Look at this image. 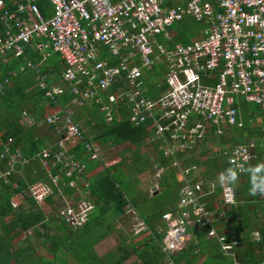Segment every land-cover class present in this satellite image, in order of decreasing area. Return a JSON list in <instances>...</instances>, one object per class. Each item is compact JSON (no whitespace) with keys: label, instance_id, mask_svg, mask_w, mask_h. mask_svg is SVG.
Segmentation results:
<instances>
[{"label":"built area","instance_id":"obj_1","mask_svg":"<svg viewBox=\"0 0 264 264\" xmlns=\"http://www.w3.org/2000/svg\"><path fill=\"white\" fill-rule=\"evenodd\" d=\"M35 1L0 0V63L8 57L24 59L23 70L33 72L43 97L57 105L44 121L61 125L62 133L55 150L48 146L36 156L42 170L49 175L50 168L59 166L69 187L84 174L85 164L68 148L85 137L74 120L73 105H94L106 124L126 111L131 125H147L180 184L175 205L159 220L161 251L175 255L203 231L225 255L233 256L239 242L218 230L231 222L227 211L237 204L234 187L225 183L218 188L216 182L197 178L200 166L181 161L201 148L212 127L216 133L223 125L240 128L242 103L259 109L264 135V0H47V18ZM185 18L203 26L200 37L167 45L175 35L173 25ZM28 48L41 59H27ZM53 54L61 62L56 83L43 67ZM150 79L155 97L147 86ZM9 84L0 70V95ZM65 94L71 100L61 106L58 100ZM11 142L8 138L0 154L5 162L0 180L5 182L32 160L19 148L11 149ZM262 147L263 141L250 139L217 150L234 172L244 174ZM85 148L91 159H102L98 145L86 142ZM165 169L160 167L157 177ZM49 178L58 185V176ZM218 189V200L212 202L210 196ZM26 194L41 204L51 188L37 181L27 186ZM93 211L87 198L63 200L56 218L75 230ZM136 227L138 232L147 229L142 220Z\"/></svg>","mask_w":264,"mask_h":264},{"label":"trees","instance_id":"obj_2","mask_svg":"<svg viewBox=\"0 0 264 264\" xmlns=\"http://www.w3.org/2000/svg\"><path fill=\"white\" fill-rule=\"evenodd\" d=\"M35 3L44 17L47 18L51 15L47 0H36ZM189 20L191 19L185 18L173 25L172 30L175 32V35L167 45L173 46L176 43L186 44L190 41V36L178 26ZM192 22L193 24L196 23ZM2 28V24H0V32ZM159 41L163 42L162 39H159ZM32 60H34V56ZM52 66L54 70L60 67L58 59L53 61ZM11 69L16 68L11 64V66L5 67L2 71L7 73ZM56 79L58 80L55 77L53 81H57ZM152 81V79L148 80L147 86L155 97L157 92L153 91L155 86ZM27 87L29 88L28 91ZM70 100L71 96L65 94L59 98L58 103L64 106ZM44 101L46 99L43 97L42 92L33 87L32 81L28 82L27 85L12 81V86H4L3 93L0 95V154L4 150V144L10 138L12 140L10 144L11 149L19 148L26 157L32 158V164H35L33 165L37 179L46 182L48 181L47 173L42 170L40 162L36 157L43 147L46 146H44L43 140L35 139L32 135V128L24 130L19 122L22 109L26 104L33 107L35 115L32 114L31 116L37 120L40 119L38 107ZM49 107L56 108L57 105L49 103ZM253 107L255 108L253 111H248V107L240 109L242 126L240 128L230 127V129L235 130L234 132L237 131L233 134L231 140L225 141L222 135L219 136L222 147H229V142L232 144V147L237 144H243V139L246 137L249 140L253 139L256 141H261L264 138L261 131V123L260 125H254L257 119H260V112L257 107ZM91 111L98 118L96 122L99 124L101 122L100 132L96 135V139L101 143L108 141L116 144L128 143L129 147H131L129 150L132 153L131 157L122 158L118 164L104 168L89 179L88 189L91 202L94 204V211L88 222L75 230L69 228L65 223L53 225L52 223L45 222L46 215L43 210L26 194L27 186L30 183L26 184L24 178L19 174H14L6 182L0 180V264H126L133 256L136 259L135 264H197L198 257L192 252V245L190 244L179 253L170 257H167L161 251L162 234L158 233L160 225L158 220H160L162 213L175 205L180 184L173 169L169 167L168 160L161 153L158 152L155 160L150 162L149 158L141 152V148L145 142L150 140L151 132L147 129V125H131L127 120L126 111L121 113L120 119L110 124H105L95 106H93ZM73 117L75 121L81 120L79 114ZM86 124L87 122H84V125ZM51 126L55 128V126ZM215 131L216 128L212 127L208 133L209 135L204 138L201 146L202 149L200 148V151L196 154L191 151L190 155L181 162L183 164L191 163L204 167L206 170L204 175L207 179L219 176L220 179L227 180V184L234 187L236 197L238 195H245V188L243 185H237L235 180L245 176L246 172L244 174L234 172L225 159L220 156L218 150L209 156L205 153L206 151H203L205 142L208 140L207 137L216 134ZM85 141L89 142L86 136L83 140L77 141L73 146L69 147V152L74 154L75 159L85 161V174H87L100 164L98 161H87V157L90 155L85 152ZM152 144L157 149V144ZM53 146L55 150V144ZM0 166L4 167L5 162L0 160ZM150 166H155L157 169L160 167L166 168L163 175L160 176L158 184L162 189L165 200H163V204L157 209L152 206L148 207L146 214L143 215L138 210L135 200L131 196H128V192H132L135 183L129 182V179L122 177V174L124 171L141 174ZM49 175L58 176V186H65L64 182L66 179L59 166L50 168ZM65 188L69 189L67 186ZM255 191L256 189H251V192ZM15 197L22 198L23 202L13 208L11 203ZM151 200L144 202L151 203ZM129 206H133L139 214V218L144 221L147 227L144 230L145 235L141 239L136 240L138 236L128 238L119 232L118 235L121 239L115 251L104 256V258H100L96 254L94 247L113 230L114 226L108 220L120 218ZM247 206L245 204L240 209L231 208L228 210L227 215L233 219L228 225L226 224L228 228L230 227L229 233L224 234L221 230H219V233L224 235L227 240H231L230 234H234L239 242V245L234 247L233 250V259L235 261L240 264H264V255L256 254L258 247L264 248V239L261 236L256 242L251 240L249 235L251 229L248 222L250 210ZM238 217L241 219L239 222H237ZM242 229L243 232L241 233ZM29 232H31L34 238L43 239L40 246L47 250L51 257L45 258L37 254L34 245L26 237ZM215 243L209 249L208 255H206L201 264H232L230 257L233 256L223 254L218 242ZM203 246V242L199 243L200 253H205Z\"/></svg>","mask_w":264,"mask_h":264},{"label":"crops","instance_id":"obj_3","mask_svg":"<svg viewBox=\"0 0 264 264\" xmlns=\"http://www.w3.org/2000/svg\"><path fill=\"white\" fill-rule=\"evenodd\" d=\"M50 12H51V8H50ZM200 28H201L200 33H198V35L195 38L200 37L201 31L203 29V26L200 25ZM195 38H192V39H195ZM33 56H34V60H32ZM26 57H27V59L31 60L32 62H37V61H39L41 59V56L34 50V48H28L27 49ZM56 59H58V61L60 62L59 57L57 55L53 54L43 64L44 72L47 73V75L49 76V81L51 83L52 82L56 83L58 81L57 79H56L57 81H53V79L55 77H57V75H56L57 71L59 69H61V62H60V67L58 69H56V70L53 69V66H52L53 65V61L56 60ZM11 64L14 65L16 69H11L7 73H4L2 70L5 67L7 68V67L11 66ZM24 66H25V61H24V59H20V58L8 57V60H7L6 63H0V70L2 71V73H3V75L5 77L9 78L10 84L8 86H12V81L13 82H17V83L21 82L23 85H25V84L27 85L28 82L32 81L33 82V87L37 88L35 75L30 70H23ZM12 78H14V80H12ZM28 90H29V88L27 89V91ZM44 102L47 104L48 108L50 109L48 111L47 115H46V116H48L54 111L55 108L49 107V103L47 101H44ZM42 103H40V106H42ZM66 104H68V103H66ZM93 106L94 105H92V104H87V105H85L83 107H77V108H81V110L84 112L83 119L81 118V120H78L79 123L78 122L77 123L79 125H82V127H83L82 129H83L84 135L87 137L89 142H91L93 144H96V145H99V147H101V150L104 151L105 154H106V153H109V150H107L106 147H108V145H110V144L116 145V143H113L111 141H108V142H105V143L104 142L101 143V142H99L96 139L97 138L96 135L100 132L101 122H100V124L98 122H96L98 118L96 116H94L92 111H91ZM39 107H38V109H41ZM74 107H76V106L73 105L72 106V110H73ZM246 107H248V106L243 104V103H242V106L239 107V117H240V114H241V110L240 109L241 108L246 109ZM248 111H250V110L248 109ZM39 112H40V119H38V120L35 117L33 118L32 116L25 118L24 115L26 113V108H23L22 109V113H21V117L19 119V122L23 126L24 130H26L28 128H32L31 129L32 135L35 137L36 140L37 139L43 140L44 146H46V147L52 146L60 139L61 133H62V129H61L62 127H61V125H59V126H57V127L55 126V128H53L51 125L47 124L44 121L46 116L44 118H42L43 117L42 116L43 112L41 110H39ZM100 115L103 118V115L101 113H100ZM257 120H259V122L261 123L260 119H257ZM84 122H87V124L84 125ZM226 126L228 127V125H223L220 128L222 129V128L226 127ZM215 133H216V131H215ZM207 135H209V134H207ZM207 138H209V136ZM223 139L225 141L231 140V138H229V140H228L227 135H224ZM248 140H249V138L246 137L245 139H243V142L245 143ZM150 141L152 143H154L151 140V135H150ZM261 141L264 142V138H262ZM85 143H86V141H85ZM206 143L207 142H205V145H206ZM123 144H126V143H121V144H117V145L121 146ZM71 146H73V144H70L68 146V148L71 147ZM46 147H43V149L46 148ZM157 150H158V148H157ZM199 150L200 149H198L196 152H194V154H196ZM85 152H86V154L88 153L86 148H85ZM158 152L161 153L159 150H158ZM103 155L104 154H102V156ZM114 157H116V156H114ZM117 157H118L117 160L110 159V161L105 162V157H102V159H100V160H94V159H91L90 156H88L87 157V161H96V162L98 161L100 165L95 167V169L93 171H91L90 173H87V174H85L86 173V163H85V161L79 160V161H81L82 163L85 164L84 174H83L81 179L75 181L74 186H72V187L67 186L69 189H66L65 186L64 187H59L58 185L55 186L51 182L48 174H47L48 181H46V182L44 180L37 179L36 173H35V168H34L35 164L34 163H33L34 165L32 164V160H31V162L29 164L25 165L22 168V170L19 173V175L24 178L26 184H29V183L31 184V183L39 181V182H44V183H46V184H48L50 186L51 194L48 196V198L45 200L44 203L37 204L40 208H41V206H43V204H47V202H51L52 203L54 200L58 201V207H59L63 200H67L69 202H76L79 199L87 198V199H89L91 201L90 195H89V189H88L89 179L91 177L95 176L96 174H98L99 172H101L104 168H108V167H111V166H113L115 164H118L121 161L122 158H127V156H124L123 154H119V155H117ZM37 159L39 160V158H37ZM262 161H264V147L259 148V149L257 148V150L255 151V158L252 159L251 162L249 163V165L247 167L246 175L242 176V177H239V178H237L235 180L237 185H243V187L245 188L244 189L245 195H238L237 196V199H236L237 200V204L235 205L234 209H240L245 204L248 205L247 208L250 210L249 211V221L248 222L250 224V229H251V232H249V235H250L251 240L254 241V242L258 241L261 238V236H263V239H264V167L261 166V162ZM189 164H191V163H185L183 165H189ZM159 169L160 168L157 169V172H159L158 171ZM173 172L177 176V173L175 172V170ZM205 172H206V170L203 172L201 169H199L198 172L196 173V177L200 178V179H202V180H204L206 182L207 181L216 182V178H218L219 176H216V178H213V179H211V178L207 179L205 177V175H203ZM133 173L136 174L135 172H132V171H124V173L122 174V177L128 178V179H130L132 181L131 177H132ZM163 173L164 172H162V173L160 172L159 173V178H160V174H163ZM223 184H225V183H223ZM219 187L220 186H218V188ZM251 189H256V191L255 192H251ZM258 190H259V192H258ZM132 192L134 194L133 196H137L138 195L137 194L138 192H137L135 187L132 189ZM218 194H219V189L212 196H210L212 202H216L218 200V197H219ZM133 196H131V198ZM14 199H19V198L15 197ZM133 199H135V197H133ZM129 207L130 208H134L133 206H129ZM129 207H127V209H129ZM127 209H126V212L124 213V215L121 216L120 218H118L116 220H111V219L108 220L114 226L113 230L109 233V235L112 232H116L117 234L119 232L120 233H124L123 232L124 228L122 226L123 225L122 223H123L124 218L126 216ZM130 211H132V210H130ZM138 220H141V219L139 218ZM240 220H241L240 217H238L237 218V222H239ZM118 221H120V223H121L119 226H117V224H116V222H118ZM232 221H233V219L231 218V222ZM45 222L52 223L53 225L54 224L61 225L62 223H64V222L60 221L59 219H57L56 215L54 217L46 215ZM227 225L226 224H221L219 226L220 227L219 230H221V232L224 233V234L229 233L228 231H229L230 227L228 228ZM260 229H261V231H260ZM140 231L142 232L144 230H140ZM140 231L137 232V233H140ZM239 232H240V230H239ZM242 232H243V229L241 230V233ZM28 234H31V232H29ZM50 234H51V232H50ZM31 236H32V234H31ZM230 236H231V238H235L236 239L234 234L233 235L230 234ZM31 238H32L33 242L37 241V243H39V244L43 240L42 238H34L33 236ZM30 242L33 243L32 241H30ZM201 242H203V245H204L203 249H204L205 253H200L199 243H201ZM215 242H217L215 239L206 238L205 233L203 231H200L198 236H197V238L190 242V245H192V252L194 253V255H196L198 257L197 264H201L204 261L206 255H208L209 249L212 247V245L216 244ZM34 248H35V246H34ZM35 251L37 252L36 248H35ZM256 254H258V255L259 254H263L264 255V248L262 249V248L258 247L256 249ZM38 255L42 256L40 254H38ZM233 258H234V256L230 257V259L232 260L231 261L232 264H240L237 261H235Z\"/></svg>","mask_w":264,"mask_h":264},{"label":"rangeland","instance_id":"obj_4","mask_svg":"<svg viewBox=\"0 0 264 264\" xmlns=\"http://www.w3.org/2000/svg\"><path fill=\"white\" fill-rule=\"evenodd\" d=\"M179 27H181V29L183 31H186V33L188 34L189 39L191 40L192 38H195L198 33H200V26L196 23L193 24V22L191 20L179 24ZM195 33V35H194ZM26 108V113L24 115L25 118L30 117L32 114L35 115V112L33 110L32 105H28L26 104L25 107ZM39 110H41L43 112V117L44 118L48 111L50 110L47 106V104L45 102L42 103V106H40ZM248 109L250 111L255 110V108L253 107V105L248 104ZM74 111V116L79 114V116H81V118L83 119L84 116V112L81 110V108H77L74 107L73 108ZM78 122V121H76ZM79 123V122H78ZM257 124H260L259 120H257L255 122V126ZM81 128L82 125H80ZM83 130V129H82ZM235 130L230 129V126H226L224 128L221 129L220 133L217 134H213L211 136H209L206 145L203 147V151H206L205 153L207 154V156L212 155L215 151H217L218 148L222 147L221 145V138L219 137L220 135L224 136L227 135V138L229 140V138H231V136H233V134H235L236 132H234ZM231 135V136H230ZM99 146V145H98ZM229 147H232V144H228ZM101 148V147H100ZM105 148V147H104ZM107 150H109V153H106L104 151H102V154H104L102 157H105V162L110 161V159L112 160H117L118 157L117 155L119 154H123L124 156H127L128 158L131 157L132 153L131 151H129L131 149V147H129V144H123V145H114V144H110L108 145V147H106ZM202 149V148H201ZM200 151V150H199ZM198 151V152H199ZM141 152L143 154H145L146 157L149 158L150 162H153L155 160V158L157 157L158 154V150L154 148L152 142L150 140L146 141L145 144L143 145V147L141 148ZM197 152V153H198ZM116 156V157H114ZM200 169L204 172L205 168L200 166ZM157 168L155 166H150L149 168H147V170L141 174H132V181L135 183L134 187L137 190V196H133V192H128V196H133L135 197V203L137 204L138 210L141 212V214H146V210L148 209V207L152 206L153 208H158L161 206V204H163V193H162V189L159 187V181L160 178L157 177ZM163 174H160V176ZM204 175V174H203ZM129 182H131V180H128ZM223 183H227V180L225 179H220L219 177L216 178V184L218 186H221ZM221 184V185H220ZM153 188L154 191H153ZM154 193H156L154 195ZM155 196L152 200L151 198ZM132 197V198H133ZM151 200V203H145L144 201H148ZM13 202H15L17 205L20 204L21 202H23L22 198L19 199H14ZM58 201L54 200L52 203L51 202H47V204H43V206H41V209L44 211V213L47 216H51L54 217L57 213L58 210ZM132 210V211H130ZM139 214L137 213L136 209L134 208H130L127 209V213L126 216L124 218L123 221V228H124V236L125 237H133V236H138L136 238V240L141 239L144 235L145 232L144 231H140V233L138 232V228L136 227L137 225V220L139 219ZM159 221V220H158ZM157 221V222H158ZM117 226H119L121 223L120 221L116 222ZM137 233V234H136ZM26 237L33 242L32 240V236L31 234L26 235ZM120 236L116 233V232H112L110 235H108L105 239H103L102 241L98 242L95 247L94 250L96 252V254L100 257V258H104V256L110 254V252L112 253L113 251H115L116 245L119 243L120 241ZM32 244H34L36 250H37V254L42 255L43 257H51L50 253L45 250L44 248H42L40 246L39 243H37V241L33 242ZM135 257L133 256L132 258H130L126 264H133L135 261ZM135 264V263H134Z\"/></svg>","mask_w":264,"mask_h":264},{"label":"water","instance_id":"obj_5","mask_svg":"<svg viewBox=\"0 0 264 264\" xmlns=\"http://www.w3.org/2000/svg\"><path fill=\"white\" fill-rule=\"evenodd\" d=\"M154 189H155V188H153V191H154ZM155 194H156V193H154V195H155Z\"/></svg>","mask_w":264,"mask_h":264}]
</instances>
